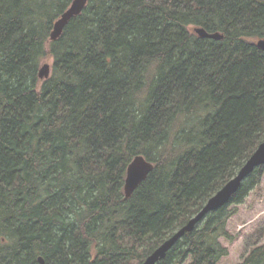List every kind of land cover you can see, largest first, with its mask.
Returning a JSON list of instances; mask_svg holds the SVG:
<instances>
[{
	"label": "trees",
	"instance_id": "1",
	"mask_svg": "<svg viewBox=\"0 0 264 264\" xmlns=\"http://www.w3.org/2000/svg\"><path fill=\"white\" fill-rule=\"evenodd\" d=\"M71 1L0 0V264H141L264 140V0H90L49 42ZM263 173L156 264H218ZM240 264H264V225Z\"/></svg>",
	"mask_w": 264,
	"mask_h": 264
},
{
	"label": "water",
	"instance_id": "2",
	"mask_svg": "<svg viewBox=\"0 0 264 264\" xmlns=\"http://www.w3.org/2000/svg\"><path fill=\"white\" fill-rule=\"evenodd\" d=\"M90 0H72L68 8L53 23L49 36V42L57 41L69 21L79 16L86 8ZM192 32L200 39H208L219 41L223 39V35L219 32L208 33L205 29L194 27ZM255 46L264 54V38L257 39ZM51 65L43 63L38 69V79L47 80L50 76ZM264 165V140L257 146L253 154L247 159L243 166L238 170L236 175L227 181L214 195H212L199 212L194 215L183 227L175 231L168 239L160 244L141 264H156L166 257L169 250L178 242L185 234L192 232L195 227L210 212L225 207L232 196L239 189L241 184L249 177L257 168ZM153 170L152 163L145 160L143 156H135L128 164L125 173L123 193L124 198L131 197L136 188L147 178ZM40 264L43 260L38 258Z\"/></svg>",
	"mask_w": 264,
	"mask_h": 264
},
{
	"label": "rangeland",
	"instance_id": "3",
	"mask_svg": "<svg viewBox=\"0 0 264 264\" xmlns=\"http://www.w3.org/2000/svg\"><path fill=\"white\" fill-rule=\"evenodd\" d=\"M43 63L51 64V60ZM41 63V64H43ZM234 208L233 206L230 209ZM237 213L227 222L226 230L234 237L232 242L220 239L228 255L218 264H240L244 255V240L264 225V173L260 183L249 193L244 202L236 206ZM184 264H189V260Z\"/></svg>",
	"mask_w": 264,
	"mask_h": 264
}]
</instances>
